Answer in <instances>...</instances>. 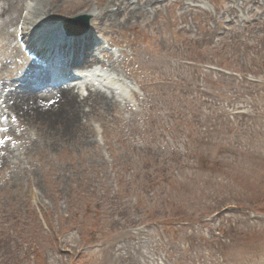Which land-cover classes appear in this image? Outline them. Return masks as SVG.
<instances>
[{
	"label": "rangeland",
	"instance_id": "1",
	"mask_svg": "<svg viewBox=\"0 0 264 264\" xmlns=\"http://www.w3.org/2000/svg\"><path fill=\"white\" fill-rule=\"evenodd\" d=\"M57 1L50 23L120 9L92 20L121 80L92 89L117 107L70 137L12 124L0 264H264V0H157L131 18L129 0ZM5 4L0 83L21 66Z\"/></svg>",
	"mask_w": 264,
	"mask_h": 264
},
{
	"label": "bare ground",
	"instance_id": "2",
	"mask_svg": "<svg viewBox=\"0 0 264 264\" xmlns=\"http://www.w3.org/2000/svg\"><path fill=\"white\" fill-rule=\"evenodd\" d=\"M33 4L31 10H28V13L24 15L22 8L15 9L16 5L14 3H7L2 0L0 2L5 4L3 9V16H6L7 11L12 10L15 15L12 23V36H8L9 41V48L14 46L13 42L16 41V46L14 47V53L17 56H24L27 59L29 54L36 56V49L34 48L32 52L27 53L25 49H30L33 45H36V41L34 40L33 35L38 34V42H40L45 47L48 45L50 37H52L51 29L52 26H60L56 24L50 25V15L52 12L57 11L55 10L56 6L60 3L57 0H54L53 4L45 6L42 0H26ZM126 1V0H124ZM157 0H147L146 3L140 5V3L135 4L134 0L127 1V7L132 8L128 16L136 17L142 15L143 12L147 11L146 7H148L151 3H154ZM10 2V1H9ZM111 5L115 6V3H110ZM125 3H121L119 6L124 5ZM14 10V11H13ZM109 10V9H108ZM120 13V9L107 11L104 17L108 18L110 21H114L117 17V13ZM90 16L93 17V21L99 18H104L101 13L97 16L94 15L93 12H89ZM11 14V13H10ZM20 19V20H19ZM56 21H54L55 23ZM11 24V18L7 21V25ZM21 25V26H20ZM48 25V29L43 32H36V28H41ZM50 25V26H49ZM91 31V30H90ZM81 44H74L73 47L75 49H83V53L88 56L84 59L82 56L80 59L75 58L70 61V65L76 63V66L72 70L74 71H84L88 69H92L93 67L99 65L101 68H106L107 65L109 67L114 68V62L112 61V57H106L107 63L104 62L98 55L95 56V52L89 51L91 49L90 46H86V44H90L88 41H79ZM84 44V46L82 45ZM50 46V45H49ZM69 43H61L58 48V52H67L69 49ZM99 53H103V51L99 50ZM31 60V59H30ZM54 62L56 64H61L62 60L55 59ZM33 62H29V66L32 68L34 67ZM3 64H0V70L3 68ZM107 67V68H109ZM60 68V67H59ZM5 70V67L2 71ZM27 73V71H24ZM25 73L17 72L14 76H24ZM99 76V75H98ZM40 77H44L42 74ZM103 78V77H102ZM109 80V79H108ZM106 81V83L111 84L112 86H116L115 83L111 81ZM26 80H14L12 83H19L20 85L24 84ZM2 85L5 84V81L1 83ZM47 91L43 92L40 89H33L28 86H19L17 88L12 87L9 90V93L6 95V99L4 102L5 109L7 108V114L2 112L0 114V135L3 137L8 134V129L12 131V123L16 121L21 123H29V122H41L43 120V124L46 127L45 132L50 135L51 126L57 130V134L62 135L61 138L70 137L72 135H77V133L83 132L82 129L87 125V119L89 116L90 111L95 109H100L102 111L105 110H112L114 107H117V100L111 96H107L106 94L100 91H93L92 89L85 88L83 91L81 88L75 92L76 87L69 88V89H62L61 87L57 89H50L46 87ZM15 92L18 96L17 99L12 106L7 107V104L11 100L10 92ZM41 95L42 97H39ZM45 95V96H44ZM32 101L37 103V109L33 110L32 105L36 103H31ZM88 109V114L85 112ZM6 120L3 124V120ZM86 119V120H85ZM8 128V129H7ZM56 137V136H55Z\"/></svg>",
	"mask_w": 264,
	"mask_h": 264
}]
</instances>
